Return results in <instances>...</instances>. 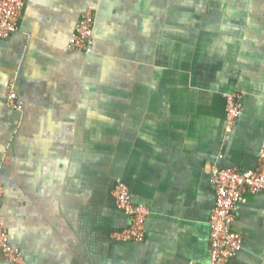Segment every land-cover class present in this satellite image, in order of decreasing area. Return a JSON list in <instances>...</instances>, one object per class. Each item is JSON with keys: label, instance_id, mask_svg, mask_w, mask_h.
Masks as SVG:
<instances>
[{"label": "crops", "instance_id": "1", "mask_svg": "<svg viewBox=\"0 0 264 264\" xmlns=\"http://www.w3.org/2000/svg\"><path fill=\"white\" fill-rule=\"evenodd\" d=\"M89 11L93 53L68 50ZM263 143L264 0H28L0 41V214L26 264H206L210 169L254 171ZM119 182L149 211L141 244L112 237ZM232 229L228 264H264V193Z\"/></svg>", "mask_w": 264, "mask_h": 264}, {"label": "built area", "instance_id": "2", "mask_svg": "<svg viewBox=\"0 0 264 264\" xmlns=\"http://www.w3.org/2000/svg\"><path fill=\"white\" fill-rule=\"evenodd\" d=\"M28 0H0V41L9 39L19 29ZM94 16L89 11L81 16L72 33L67 49L85 55L93 53ZM243 93H229L224 96L226 102V128H229L242 114ZM8 106L20 111L17 96L10 89L7 97ZM210 179L215 190V204L208 220L209 260L206 264H228L242 248L243 237L233 231L235 211L248 196L264 193V143L258 154V165L254 171L238 172L212 166ZM3 190L0 186V205ZM115 206L125 215L130 225L112 235L121 243L141 244L145 240V222L149 214L146 206L132 202L129 191L122 183H117L112 191ZM0 264H26L19 249L10 243L5 227V220L0 214ZM196 264V263H191Z\"/></svg>", "mask_w": 264, "mask_h": 264}, {"label": "bare ground", "instance_id": "3", "mask_svg": "<svg viewBox=\"0 0 264 264\" xmlns=\"http://www.w3.org/2000/svg\"><path fill=\"white\" fill-rule=\"evenodd\" d=\"M81 53V52H80Z\"/></svg>", "mask_w": 264, "mask_h": 264}]
</instances>
